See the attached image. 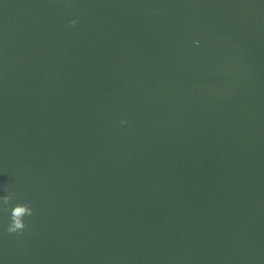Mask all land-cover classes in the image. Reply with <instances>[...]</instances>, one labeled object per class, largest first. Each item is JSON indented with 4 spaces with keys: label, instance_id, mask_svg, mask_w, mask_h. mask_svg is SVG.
I'll return each mask as SVG.
<instances>
[{
    "label": "water",
    "instance_id": "1",
    "mask_svg": "<svg viewBox=\"0 0 264 264\" xmlns=\"http://www.w3.org/2000/svg\"><path fill=\"white\" fill-rule=\"evenodd\" d=\"M0 264H264V0H0Z\"/></svg>",
    "mask_w": 264,
    "mask_h": 264
}]
</instances>
